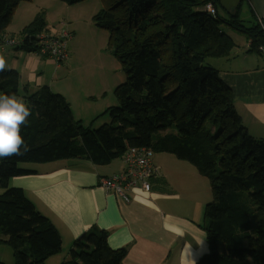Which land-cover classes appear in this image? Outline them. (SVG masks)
I'll return each mask as SVG.
<instances>
[{"label":"trees","instance_id":"1","mask_svg":"<svg viewBox=\"0 0 264 264\" xmlns=\"http://www.w3.org/2000/svg\"><path fill=\"white\" fill-rule=\"evenodd\" d=\"M21 1L0 0V41ZM210 1L215 14L204 9ZM102 2L94 23L109 31V46L127 75L115 88L118 105L106 111L110 123L93 128L76 119L70 102L49 86L34 92L25 88L32 115L21 135L29 150L0 161V244L12 249L15 264H46L62 251L61 234L51 219L23 188L10 184L14 177L36 173L21 163L78 156L106 165L122 158L124 168L115 175L127 170L130 148L149 147L189 161L211 180L212 199L204 211L209 251L197 264H264V140L242 123L220 71L204 64L208 57H229L236 47L224 24L243 32L251 41L249 52H258L264 47V19L246 26L239 8L221 17L220 0ZM46 28L42 10L22 29L17 39H24L23 45L17 47L36 52L28 38ZM20 80L15 69L0 73V91L18 95ZM157 176L148 178L151 186ZM138 188L143 189L140 181L126 191V202ZM127 253L110 245L105 229L93 226L76 239L70 258L61 264H127Z\"/></svg>","mask_w":264,"mask_h":264},{"label":"crops","instance_id":"2","mask_svg":"<svg viewBox=\"0 0 264 264\" xmlns=\"http://www.w3.org/2000/svg\"><path fill=\"white\" fill-rule=\"evenodd\" d=\"M44 3L62 10L71 5L63 0H46ZM237 8L243 21L251 20L253 24L254 19L258 22L264 19V0H241L237 7L224 9L231 14ZM60 15L66 17L67 23L65 26H62L64 22L61 23L59 34L65 28L72 32L68 43L70 56L65 65V61L58 64L52 58L23 47L4 46L1 50L0 56L6 59L8 68L21 74L19 91L21 87L24 91L28 88L29 92L41 86L53 88L54 84L58 86L59 80L71 81L73 78L68 71L70 62L77 60L70 47L76 30L75 19L70 14ZM235 48L229 57H213L217 58L215 68L233 91L242 123L252 136L264 140V53L249 52L247 39L245 45ZM61 72L65 75L56 81L55 76ZM86 73L92 81L107 85L105 79H96V72ZM56 92L70 102L74 117L83 122L85 116H97L102 109L113 104V101L108 103L105 100L102 106H94L90 104L91 95L82 90H77L74 100L62 89ZM161 153L154 155L160 175L153 178L151 191L133 190L130 202L100 185L101 176L112 175L124 168L122 158L97 165L90 159L72 156L58 162L34 164L33 168L29 166L27 169L36 173L10 180L12 186L24 189L26 196L51 219L61 234L64 252L58 263L53 264L69 259L76 239L93 226L108 232L112 247L127 249V264H191L190 258L198 263L209 251L204 211L211 200L212 188L205 184V176L183 164L181 159ZM201 240L203 242L199 243ZM4 245L0 244V261L15 264L14 254L3 248Z\"/></svg>","mask_w":264,"mask_h":264},{"label":"rangeland","instance_id":"3","mask_svg":"<svg viewBox=\"0 0 264 264\" xmlns=\"http://www.w3.org/2000/svg\"><path fill=\"white\" fill-rule=\"evenodd\" d=\"M44 1L46 0H32V1L22 0L20 4L16 7L14 14L12 15V18L7 26L6 33H4V35L10 38H19V34L22 31V29L25 28L27 25H29V23L35 18V16L42 10L46 12L47 28L41 32L62 35L66 31H69L72 34L71 30H68L67 28H65L63 33L61 34H59L58 32L59 26L62 25L61 23L64 22L62 26H65L67 23L66 17L60 14L63 13L64 15H68V14L72 15L75 19L74 22L76 24V30H75L74 40L70 43V47L72 50L75 51L74 56L77 60L75 62L73 61L70 62L71 67L69 68L68 72H71V74H73V78L71 79V81L69 79H61L58 82V86L56 87L54 84L53 88L51 89L55 92L60 91L62 89L68 94L71 100H74L77 97V90H82L85 93L91 95L89 96L90 104L94 106L96 105L102 106L105 100L108 103H110L109 101L111 102L113 101L112 102L113 104H111L112 106L118 105V99L115 94V88L119 83H123L126 81L127 75L125 73L126 71L123 69V64L118 60V58L115 57L112 48L109 46V31L98 27L94 23L93 15L97 13L98 9L103 7L102 0H85L79 3L66 5L69 6L68 9L65 8L63 10L57 6L48 7L44 3ZM55 2H60V1H55ZM41 5H46V7L48 8L40 7ZM217 6L221 17L228 16V14L226 13L224 7L221 5L220 2L217 4ZM253 21L255 23H258L257 19H254ZM243 23L246 26L253 25L251 20H244ZM223 28L234 39L235 43L237 44L236 48L240 44H244V45L246 44V38L243 32L233 28L231 25L228 24H224ZM42 42H43L42 40H36L34 44V46H36L37 48L36 51L40 50L42 46ZM6 46H11V45H6ZM3 48L5 47L0 46V53ZM67 49H68V57L62 61L57 62L58 64L62 63L63 61L69 58L70 48L67 47ZM215 60H217V58L208 57L204 64L208 66L214 65L212 67H215ZM66 63L67 61H65L64 65ZM86 72H96L98 76L96 77V79H100V78L105 79L107 81V85L98 84L92 81L87 76ZM62 75H65L64 72L63 73L61 72L58 75H56L55 76L56 81H58V79L61 78ZM22 90L23 89L21 87L19 94L16 96L23 98L25 102L24 99L25 91L23 90L24 91L23 92ZM0 95H3L2 91H0ZM106 95H108L107 99H106ZM74 104L77 107V104L75 102ZM112 106L102 109L97 116L96 115L90 117L85 116L84 122L82 120L81 121L83 122L84 125L92 126L93 128H99L101 125L105 123H110L111 116L110 113L106 111ZM154 155L156 157L157 153H154ZM52 162H47V163H52ZM182 162L183 164H187L191 166V168L199 172L197 167L192 163H190L189 161L182 160ZM34 164H41V163L24 162L21 163L20 166L23 168H28L29 166L33 168ZM55 164H62V163H55ZM204 179L206 180L205 184L207 186L210 185L212 188L211 180L209 178L206 179V177H204ZM1 191L2 189L0 188V193ZM3 248H7V250H11L12 252V249L8 245H4ZM63 252L64 251L54 255L52 259L49 260V263L51 264L58 263L59 257L62 256ZM59 264H61V262H59Z\"/></svg>","mask_w":264,"mask_h":264},{"label":"built area","instance_id":"4","mask_svg":"<svg viewBox=\"0 0 264 264\" xmlns=\"http://www.w3.org/2000/svg\"><path fill=\"white\" fill-rule=\"evenodd\" d=\"M212 14L216 13V7L213 2H208L204 8ZM72 34L66 31L62 35L38 33L29 36V41L35 44L36 40H42L40 50L36 51L40 56L54 59L56 62L62 61L68 57V43ZM24 39L5 37L0 41V46H22ZM251 41L248 42L250 46ZM259 53H264V47H258ZM154 151L149 147L130 148L125 154V161L127 163V172L115 174L112 176H102L100 178L101 186L107 191H113L121 196L125 201H129L126 193L132 186L139 181L142 183L145 191H151L152 186L148 178L159 175V167L153 162Z\"/></svg>","mask_w":264,"mask_h":264},{"label":"clouds","instance_id":"5","mask_svg":"<svg viewBox=\"0 0 264 264\" xmlns=\"http://www.w3.org/2000/svg\"><path fill=\"white\" fill-rule=\"evenodd\" d=\"M9 70L6 59L0 56V73ZM31 115L32 110L23 98L13 94L0 95V161L20 156L29 150L21 135V128L28 123ZM190 260L191 264H195V260Z\"/></svg>","mask_w":264,"mask_h":264},{"label":"water","instance_id":"6","mask_svg":"<svg viewBox=\"0 0 264 264\" xmlns=\"http://www.w3.org/2000/svg\"><path fill=\"white\" fill-rule=\"evenodd\" d=\"M240 1L241 0H220V3L225 9L230 10L231 7L238 6Z\"/></svg>","mask_w":264,"mask_h":264}]
</instances>
